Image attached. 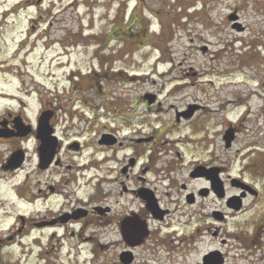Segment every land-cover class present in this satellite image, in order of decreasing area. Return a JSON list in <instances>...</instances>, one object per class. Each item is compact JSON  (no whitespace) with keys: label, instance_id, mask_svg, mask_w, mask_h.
I'll return each instance as SVG.
<instances>
[{"label":"flooded vegetation","instance_id":"flooded-vegetation-1","mask_svg":"<svg viewBox=\"0 0 264 264\" xmlns=\"http://www.w3.org/2000/svg\"><path fill=\"white\" fill-rule=\"evenodd\" d=\"M117 39L98 43L104 56ZM103 63L100 73L67 74V89L20 73L14 89H0V264H161L204 235L225 244L220 226L238 216L249 230L233 237L248 264H264V173L242 155L233 171L237 129L226 147L206 103L168 101L180 86L141 91L152 68ZM175 218L195 228L176 229ZM219 247L194 264H215L204 260L211 251L224 264Z\"/></svg>","mask_w":264,"mask_h":264},{"label":"rangeland","instance_id":"rangeland-1","mask_svg":"<svg viewBox=\"0 0 264 264\" xmlns=\"http://www.w3.org/2000/svg\"><path fill=\"white\" fill-rule=\"evenodd\" d=\"M232 13L237 20L228 19ZM135 19L154 24L157 32H129L125 40L116 36L104 56L98 45L103 36L117 24L136 30L130 25L139 24ZM20 42L24 45L13 64H5ZM102 58L117 71L148 74L154 69L152 76L143 75L137 83L141 91L160 88L164 94L180 86L182 92L168 101L197 97L206 103L214 117L212 133L237 129L233 171H239L242 155L244 162L257 157L264 173V0H0V89H14L18 73L29 82L33 76L50 88L58 84L60 90L67 89V74L93 69L100 73L107 64ZM112 84L120 90L133 85ZM130 90L137 91L136 85ZM234 104L237 108L231 109ZM240 217L221 224L222 232L229 234L225 244L204 235L194 247L189 245L190 250L186 243L184 248L174 246L166 258L160 256L161 264H194L218 246L228 254L224 264H248L242 237H233L249 230L240 226L247 223ZM184 220L173 219L174 228L194 227L185 226Z\"/></svg>","mask_w":264,"mask_h":264},{"label":"trees","instance_id":"trees-1","mask_svg":"<svg viewBox=\"0 0 264 264\" xmlns=\"http://www.w3.org/2000/svg\"><path fill=\"white\" fill-rule=\"evenodd\" d=\"M136 14H135V16H136ZM138 20L139 19H135V22H138ZM139 21H140L139 24H130V25H135L136 30H133L132 28H130V30H127V27L124 29L123 26H120L118 24L115 25L112 28V30H110L109 32H107L103 36V37H105V39H103L101 41V43H105L107 40H110L112 37H116V36L123 38L125 40V37H127L126 35H129V32H134L135 34H137L138 32L143 31L145 29V25L141 23V20H139Z\"/></svg>","mask_w":264,"mask_h":264},{"label":"water","instance_id":"water-1","mask_svg":"<svg viewBox=\"0 0 264 264\" xmlns=\"http://www.w3.org/2000/svg\"><path fill=\"white\" fill-rule=\"evenodd\" d=\"M227 17L231 21H235L237 19V16L235 13H232ZM233 27L238 28L237 25H234ZM203 51H204V49H203ZM233 131H234V129H231V127H230L223 134V140H224V143L226 144V147H228L230 145V143L232 142V140L234 139V132ZM234 198H237L236 200H238L239 197H234ZM204 260L207 263L210 261L212 263L215 262V264H220V263H222L223 259L217 257L216 252H211L208 255H206Z\"/></svg>","mask_w":264,"mask_h":264},{"label":"bare ground","instance_id":"bare-ground-1","mask_svg":"<svg viewBox=\"0 0 264 264\" xmlns=\"http://www.w3.org/2000/svg\"><path fill=\"white\" fill-rule=\"evenodd\" d=\"M237 108V105L234 104L233 106H231V109Z\"/></svg>","mask_w":264,"mask_h":264}]
</instances>
